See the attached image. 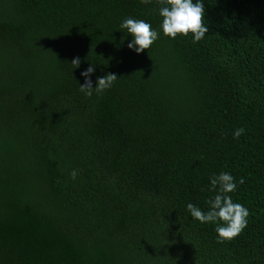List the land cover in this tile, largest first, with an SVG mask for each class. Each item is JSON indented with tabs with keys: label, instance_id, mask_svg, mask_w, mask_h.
Wrapping results in <instances>:
<instances>
[{
	"label": "trees",
	"instance_id": "1",
	"mask_svg": "<svg viewBox=\"0 0 264 264\" xmlns=\"http://www.w3.org/2000/svg\"><path fill=\"white\" fill-rule=\"evenodd\" d=\"M203 3L193 43L155 0H0V264H264V0ZM93 65V87L118 78L86 97ZM222 172L250 215L218 243L187 205L207 212Z\"/></svg>",
	"mask_w": 264,
	"mask_h": 264
},
{
	"label": "clouds",
	"instance_id": "2",
	"mask_svg": "<svg viewBox=\"0 0 264 264\" xmlns=\"http://www.w3.org/2000/svg\"><path fill=\"white\" fill-rule=\"evenodd\" d=\"M152 2L153 0H141V3L145 5ZM155 3L159 6L160 27L165 36L171 39H176L178 36H192L193 43H196L201 41L208 33V27L204 19L203 0H155ZM120 28L126 30L127 34L132 36V40L127 47L133 49L137 54L145 50L148 51L159 38V33L143 19L125 18ZM80 63L79 57L71 61L74 69L78 68ZM94 72V65L81 72V76L85 78V81L80 85L79 90L86 97H91L94 91L98 95L102 94L110 89L118 78L116 74H106L103 77H98L96 86L93 87L90 77ZM244 132L243 127L236 129L233 133L234 138H239ZM76 177L77 171L74 169L70 173V178L75 180ZM239 183H244L243 178L240 179ZM211 185V190L217 194L208 200L209 210L204 212L191 203L187 205V209L191 216L199 222L217 225L215 231L218 234V243L231 242L247 227L250 213L241 203L233 202L232 196L229 195L237 189V183L231 174L222 172L219 175H213Z\"/></svg>",
	"mask_w": 264,
	"mask_h": 264
}]
</instances>
